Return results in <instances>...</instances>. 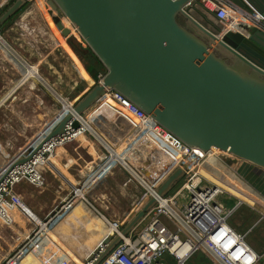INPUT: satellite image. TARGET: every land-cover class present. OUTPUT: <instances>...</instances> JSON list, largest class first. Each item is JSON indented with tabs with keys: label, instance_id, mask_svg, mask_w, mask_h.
<instances>
[{
	"label": "water",
	"instance_id": "95a60500",
	"mask_svg": "<svg viewBox=\"0 0 264 264\" xmlns=\"http://www.w3.org/2000/svg\"><path fill=\"white\" fill-rule=\"evenodd\" d=\"M233 1L244 10H252L250 3L264 13V0ZM28 3L12 0L4 7L0 30ZM49 4L69 19L89 46L84 51H93L106 72L99 82L89 73L96 81L89 87L86 83L82 96L76 91L75 97H81L72 109L63 107L55 116L58 123L53 119L47 124L12 160L5 175L31 161L49 141L66 133L70 123L79 128L75 117L92 108L106 87L121 92L194 147L191 154L197 159L219 147L264 170V30L241 24L222 33L220 19L201 0H49ZM54 20L64 34L69 33ZM184 176L182 167L172 171L121 234L105 240L108 245L93 264L136 229ZM257 264H264V257Z\"/></svg>",
	"mask_w": 264,
	"mask_h": 264
},
{
	"label": "built area",
	"instance_id": "2783aa9c",
	"mask_svg": "<svg viewBox=\"0 0 264 264\" xmlns=\"http://www.w3.org/2000/svg\"><path fill=\"white\" fill-rule=\"evenodd\" d=\"M11 1L0 0V11ZM27 1L32 4L33 0ZM201 1L220 19L223 25L222 33L241 24L256 25L264 30V13L250 3L251 11L244 10L233 0ZM44 2L55 25L57 21L54 18H57L67 28L64 23L65 16L60 15L57 9H52L49 0ZM33 4L40 8L38 3ZM71 25L73 26L72 23ZM74 29L73 35L77 31L75 27ZM103 75H98V82L102 80ZM103 106L109 109L114 118L111 117L110 123L106 122L108 127L98 124L101 134L98 128L97 133L94 132L97 136L100 134L99 137L103 141L105 138L107 142L104 145L105 155L102 162L95 167L81 187L85 189V193L104 177L116 170H123L126 172L124 185L131 186L133 202L141 200L139 206L149 195L155 194L157 187L176 168L182 167L185 176L181 186L174 192L160 197L140 225L126 236H122L121 241L99 264H164L157 258L166 253L174 258L175 264H185L197 251L206 254L211 264H257L261 255L247 242L245 234L230 225L229 217L233 210L227 209L223 201L218 199L225 191L199 171L200 168L207 171L214 168L218 171L226 166L227 158L235 161L239 159L224 151H205L197 159L191 154L194 147L186 144L121 92L108 87L102 98L90 108H94L90 114L86 112L75 117L80 122L79 128H72L70 123L66 133L49 141L31 161L16 166L6 175L7 169H0V179L5 175L0 182V218L9 221V211L16 207L32 216L17 194L15 185L22 179H27L33 184H42L44 179L41 164L49 153L58 145L91 132L89 123L95 120L94 113ZM57 123L58 120H55V124ZM108 142L110 145H107ZM222 153L228 157H223ZM239 168L238 164L235 167L236 172ZM185 192L190 193L191 198L188 203L182 200L181 204L179 197ZM78 199L76 195L69 197L47 219L39 220L33 217L35 228L17 247L6 264H18L29 254L36 255L46 264H79L71 253L67 252L65 257L62 255V247L53 233L56 223L68 213ZM106 222L110 228L107 239L121 234V222L107 218ZM47 242L52 243L54 247L50 252ZM107 245V242H101L83 263L93 264Z\"/></svg>",
	"mask_w": 264,
	"mask_h": 264
},
{
	"label": "crops",
	"instance_id": "0c3cea01",
	"mask_svg": "<svg viewBox=\"0 0 264 264\" xmlns=\"http://www.w3.org/2000/svg\"><path fill=\"white\" fill-rule=\"evenodd\" d=\"M37 18V15L33 13V8L27 4L0 30V39L8 43V46H4L0 41V153L3 163L0 165V169H7L17 155L23 154L26 147L30 143L32 144L45 126L53 119L57 120L55 116L60 114L61 111L58 110L54 113H46L45 111V114L39 112L38 116H44L45 118L27 122L31 132L28 134L29 136L24 137L25 140L23 141L25 143L17 144L16 147V144L14 146H11L10 143L7 144V133L2 127L6 121L4 117L9 116L10 113L13 116H24L19 110L17 111L19 100L35 99L37 108L41 107V104L48 106L56 89L53 80L55 77H53L51 71V68H53L52 58L56 59L58 53L55 48L56 44L49 43L45 48L48 58L42 61L28 58L33 56L32 49H34L35 43L39 47L40 41L42 39L46 40V24L38 22L39 25H36ZM26 54L29 56L27 57ZM24 63L35 67L40 73L42 71L44 76L38 78L28 75L26 71L28 68L26 69ZM75 64L78 66L80 73L90 81L89 74L85 73L76 61ZM51 103V105L54 104ZM98 110V113L104 111L105 115L111 113L105 106L98 108ZM105 117L108 118L107 115ZM92 137V134L90 137L88 133H84L55 147L49 153L45 162L41 164L44 179L42 184H33L27 179H22L15 185L17 194L22 198L32 216L16 207L9 211V216L13 217L12 223L7 224L0 218V264H6L17 247L32 233L36 225L33 217L39 220L47 219L69 197L73 195L79 198L84 196L85 189L81 188L83 183L87 181L95 167L102 162L105 155L102 148L103 144H98L92 140L94 138ZM7 147L10 148L11 152L8 151ZM238 164L239 161L232 160L230 166H223L221 170L225 172L224 175H221L214 168H210L208 171L201 168L200 171L213 184L221 186L227 195L237 200V203L231 209L236 214V221L233 223L229 221V223L234 229L245 235L253 234L257 239L256 242L249 241L247 237L246 240L257 253L264 257V170L249 165L251 166L249 174L244 172L232 173L231 169L233 170ZM104 181L111 189H114V192L117 191L122 196L125 205L128 203L123 197H134L130 194L132 191L131 186L124 185L126 172L116 170L86 192L92 200L89 199L90 203L81 204L76 202L53 228L57 243L62 247V255L65 257L67 252L71 253L79 264H84L83 261L88 259L90 253L107 239L110 228L108 224L105 225L104 223L106 218L119 221L124 226L140 208V205L135 208L132 201L133 204L131 203L125 208V211L130 213L126 220L109 218L97 202L100 195L105 199L109 192L101 191L100 195H96L97 198L94 195L97 187ZM52 248L54 249L52 243H49L47 245L48 252L52 251ZM18 264L46 263L36 255L29 254ZM72 264L77 263L72 262Z\"/></svg>",
	"mask_w": 264,
	"mask_h": 264
},
{
	"label": "rangeland",
	"instance_id": "374dc122",
	"mask_svg": "<svg viewBox=\"0 0 264 264\" xmlns=\"http://www.w3.org/2000/svg\"><path fill=\"white\" fill-rule=\"evenodd\" d=\"M33 2L37 3L35 0H33L31 2L32 4H29V3L28 4H29V6H31L33 8V13L35 15H37V17H38L37 20L35 21V22H37L36 25H39L38 22H40L42 24L45 23L46 24L47 34H46V37H45L46 40L42 39L40 41L41 43L38 42L40 44L39 47L35 43V46L33 47L34 49H32L33 50V52H32L33 56L31 58L28 57L29 56L28 54H26V56L30 60L42 61L45 58H48L47 57L48 55L46 53L47 50H45V48H47V45L49 43H52V44L55 43L56 44L55 48H56V51L58 53L56 55V59L52 58V60H53L52 67L53 68H51L52 75H53V77H55V79H53V80L55 81V88L56 89H55V92H53L54 95H52L53 98L50 100V105H48V106L46 105L45 106V105L41 104V107L37 108L36 107L37 101L35 99H29V100L21 99V100H19V105H18L17 111L19 110V112L21 114H23L25 117L24 116H20L19 117L17 115L13 116V115H11V113L9 114V116L4 117L6 119V121H5V123H3L4 125L2 127L5 129V131L7 133L6 142H7V144L10 143L11 146H14L16 144L15 147L17 146V144L25 143L23 141V140H25L24 137L27 136L31 132L30 128H28L27 122L45 118L44 116H41V117L38 116L39 112H44V114H45V111H46V113H48V112L49 113H54L55 111L62 110L63 107H65V105L67 103L69 105H73L78 100V97L77 98L75 97L76 96V94H75L76 91H80L81 90L80 91L81 93H79V94L82 95L88 89V87L91 86L94 83V81H96V80H93L90 75L89 76L91 77V80L88 81V79H86L80 73V70H79L78 66L75 64V61L77 63H78V61L75 59V57H73V53L68 49V46H69L71 48V50L74 52L75 55H77V53H76L75 49L72 47L71 43H74L77 47L80 46V47H82L84 49L85 48L89 49V46H87V43L83 40V38L81 37L79 32L76 31V34L73 35V32L75 33L74 27H72L71 25L69 26V23L64 21L65 25H67V27H69L71 29V34L69 35V38H68V36L63 35L62 29H60L59 26L54 25L55 22L54 21H50L49 17L48 18L46 17V15H45L46 8L42 7V6H40V8H39L37 5L33 4ZM42 14H43V16H42ZM43 17L46 18L48 22ZM3 38L5 39L4 36H3ZM54 38H55V41H54ZM1 43L4 46H8L7 44L3 43L2 41H1ZM51 48H52V46H51ZM34 55H35V57H34ZM77 57L79 58V60H81L78 55H77ZM24 64H25L26 69H27L28 68L27 64L26 63H24ZM45 65H47V64H45ZM88 74H89V72H88ZM39 75H40V77L44 76L42 74V71H41V73L39 72ZM40 77H38V78H40ZM83 80L86 83H88L87 84V86H88L87 88H85L86 85L81 86V83H82ZM80 86H81V88H80ZM51 102H53L54 104L51 105L52 104ZM36 109H38V111H36ZM65 110H67V109L65 108ZM92 110H94V108L88 110L87 113L90 114ZM94 115H95V120H92L91 122H92V124L94 123L93 127H94L95 131H98L97 128H98V126H100V125H97V124L95 125V123L98 122V124H101V125H103L105 127H108L109 125H106L107 120L110 121L111 117L114 118L111 113L106 114L108 118H106V117L103 118L100 114L98 115V112L94 113ZM40 122H43V121H40ZM9 130H10V132H9ZM99 131H100V129H99ZM91 134L94 137V138L92 137L93 138L92 140H94L95 142H97L100 145H102V144L106 145L107 140L104 137H102L105 140V141H103L99 137L100 134H101V131H100L99 136H97L94 133L93 130L91 132H88V136L91 137ZM114 135H116V134H114ZM0 140H1V138H0ZM103 145H102V148L105 151V147ZM107 145H110L109 142L107 143ZM7 149H8V151L11 152L9 147H7ZM222 155H223V157H226V156L228 157V155L225 154V153H222ZM1 157H2V155L0 153V165L3 164ZM230 159H232V158H227L226 159L227 160L226 166H230V161H232ZM226 160H225V162H226ZM245 163H246L245 161L239 160L240 168H239L238 172L239 173H243L244 172L246 174H249V172H250L249 168L251 167L249 165H251V164H248V163L245 164ZM204 170H206V169H204ZM218 171L221 173V175H224V173H225L223 170L221 172V169L218 170ZM231 172L232 173H238V172H236L235 167H234L233 170L231 169ZM181 182H182V180H180L179 184L173 189L172 192H174L177 188H179L181 186ZM104 190L109 192L105 199L100 195L101 191H104ZM113 192H114V189H111L109 187V185L107 184V182L104 181L101 185H99L97 187V191L94 193V195H95V198H97L96 195H100V197L97 199L98 205L100 206V208L103 209V212H105V214H107V216L109 218L113 217V218H121L123 220H126L127 216L130 213H129V211L126 212L125 208H126L127 205L132 203L133 198L132 197H128V196H125L126 198L123 197V199L125 201H127V203H128V204L125 205L124 204L125 202L122 201V196L117 191L114 192V193ZM116 193H118V194H116ZM226 197H224V199H226ZM138 198H140V197H138ZM190 198H191L190 193L185 192L183 194V196L179 197V200H180L181 204L183 203L182 200H185V203H188ZM89 199H90V197L85 193V195L83 197H80L77 200V203L88 204V203H90L92 201L91 199H90L91 201ZM140 201L141 200L138 199L134 203L135 205L132 203L133 206H135V208H136L137 205L140 203ZM141 205H140V207H141ZM227 209H229V208H227ZM130 211H131V209H130ZM9 218H10V220L7 221V224L13 222V217L10 216ZM109 220H112V219H109ZM229 221L231 223L236 221V214L235 213H233L229 217ZM104 223H105V225H107L106 220L104 221ZM246 237H247V239L249 241H254V242L257 241L256 237L253 234H248V235H246ZM203 254L204 253L202 251L195 252L186 261L185 264H201V263L202 264H210L211 262H210L209 258L206 256V254H204L206 256V258H204ZM157 260L158 261H162L164 264H175L176 263L174 258H172L167 253L166 254H162L160 257L157 258Z\"/></svg>",
	"mask_w": 264,
	"mask_h": 264
},
{
	"label": "trees",
	"instance_id": "16d2710c",
	"mask_svg": "<svg viewBox=\"0 0 264 264\" xmlns=\"http://www.w3.org/2000/svg\"><path fill=\"white\" fill-rule=\"evenodd\" d=\"M72 47L75 49V51L77 52V54L79 55L82 63L84 64V66L82 65V63L80 62V60L77 59V55L74 54V52L71 51V48L68 46V49L73 53V57H75V59L78 61V63L81 65V67L83 68L85 73H90L93 77L97 78L99 74H105L106 72V68L103 65V63L100 61V59L94 54L93 51H90L88 53L82 52L79 49H77V46L74 43H71ZM71 53V54H72ZM88 72H87V71ZM86 84V82L83 80L81 83V86H84ZM80 86V88H81ZM101 115L103 118H105V113L104 111H100L98 113V115ZM96 122V121H95ZM107 122L110 123L109 120H107ZM94 124V123H93ZM98 125V122L95 123V125ZM223 196V197H222ZM227 196V197H226ZM224 197H226V199H224ZM218 199L220 201H223V203L225 204L226 208L232 209V207L237 203V200L233 197H230L229 195H227L226 193H223L221 195H219ZM204 255V254H203ZM204 258H206V256L204 255ZM208 260V259H207ZM202 264V263H201Z\"/></svg>",
	"mask_w": 264,
	"mask_h": 264
},
{
	"label": "bare ground",
	"instance_id": "6f19581e",
	"mask_svg": "<svg viewBox=\"0 0 264 264\" xmlns=\"http://www.w3.org/2000/svg\"><path fill=\"white\" fill-rule=\"evenodd\" d=\"M40 6H42V7H45L46 8V12H45V15H46V17L48 18L49 17V19H50V21H53V19L51 18V15L49 14V11H48V9H47V7H46V3L44 2V0H35ZM51 8L52 9H54L52 6H51ZM64 21H66L67 23H69V26L71 25V23H70V21L68 20V19H66L65 17H64ZM54 23V22H53ZM55 25V24H54ZM72 26V25H71ZM73 27V26H72ZM68 29V32L69 33H67V34H63V35H65V36H69L70 34H71V29L69 28V27H67ZM74 33V32H73ZM0 36H1V33H0ZM1 40V39H0ZM3 43H6V44H8L7 42H5V40H1ZM28 66V69L26 70L27 71V74L28 75H31V76H34V77H40V75H39V72L37 71V69L35 68V67H33V66H30V65H27ZM87 71V70H86ZM41 78V77H40ZM62 98V97H61ZM80 98V97H79ZM78 98V99H79ZM64 99V98H63ZM66 99V98H65ZM64 104V103H63ZM66 109L68 110V109H72V106L71 105H69L68 103L66 104ZM89 127L96 133V131H95V129H94V127H93V124H92V122L90 121V123H89ZM99 135V134H98ZM101 138V137H100ZM209 151H214V152H222V150L219 148V147H214V148H211ZM227 152V151H226ZM228 153V152H227ZM201 169V168H200ZM200 169H199V171H200ZM200 173H202L201 171H200ZM203 174V173H202ZM219 186V185H218ZM221 187V186H220Z\"/></svg>",
	"mask_w": 264,
	"mask_h": 264
},
{
	"label": "flooded vegetation",
	"instance_id": "af4514ba",
	"mask_svg": "<svg viewBox=\"0 0 264 264\" xmlns=\"http://www.w3.org/2000/svg\"><path fill=\"white\" fill-rule=\"evenodd\" d=\"M77 49H79V50H80V51H82V52H85V51H84V49H83L82 47H80V46H79V47H77ZM71 51H72V50H71ZM72 52H73V51H72ZM85 53H86V52H85ZM76 57H77V56H76ZM77 59L79 60V58H78V57H77Z\"/></svg>",
	"mask_w": 264,
	"mask_h": 264
}]
</instances>
